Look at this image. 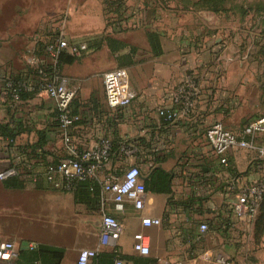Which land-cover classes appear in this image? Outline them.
<instances>
[{
	"label": "crops",
	"instance_id": "1",
	"mask_svg": "<svg viewBox=\"0 0 264 264\" xmlns=\"http://www.w3.org/2000/svg\"><path fill=\"white\" fill-rule=\"evenodd\" d=\"M156 1L126 4L133 5L121 13L116 28L106 30L119 43L111 42V51L105 42L90 40L77 62L61 65L70 85L79 90L70 106L71 112L80 116L70 133L73 142L80 149L94 147L104 138L112 142L113 155L100 169V177L130 165L139 169L142 181L155 167L171 174V193L146 191L141 210L127 203L116 205L109 196L101 203L99 191L95 198L88 194L76 203L74 191L62 193L44 181V166L64 155L54 105L44 94L33 93L24 94L21 103L11 107L2 93L4 78L18 77L27 70L25 56L37 49L40 39L21 42L25 47H16L18 39L0 46V125L15 133L13 144L0 136V172L12 166L18 171L17 176L0 181V242L16 246L15 264H55L56 259L59 264H74L79 251L94 248L103 213L121 223L117 248L130 264L143 260L174 264L186 261L190 253L208 249L235 262L245 259L244 250L249 249L240 245L237 233L250 232L253 224L235 221L230 229L221 230L219 222L224 221L232 196L220 194L218 182L229 177L251 181L263 176L264 168L257 166L255 155L242 151L228 154V168L219 167L204 133L212 123L221 121L227 130L238 134L243 128H237L239 124L264 115V61L250 57L249 62L235 63L234 58L226 64L220 62L223 45L217 40L224 35L223 13L192 8L169 11L157 7ZM101 28L104 32L103 22ZM149 32L160 37L162 54L158 57L151 54L147 43ZM119 67L127 71L135 98L128 107L111 110L104 92L91 91L92 78ZM189 75L200 85L195 108L167 123L158 111L173 107V97ZM29 106L32 108L26 109ZM38 133L45 138L41 155L37 149L31 151ZM258 142L263 145L264 138ZM120 144L132 146L136 152L123 157ZM248 157V165H252L239 177V164ZM143 217L159 218L162 224L143 227ZM199 223H206L209 231L197 240ZM136 233L148 238V256L133 251ZM50 251L62 252V257L56 254L54 258ZM250 252L254 260L256 249L251 246ZM111 255L105 248L90 264H112ZM190 264L212 263L199 260Z\"/></svg>",
	"mask_w": 264,
	"mask_h": 264
},
{
	"label": "built area",
	"instance_id": "2",
	"mask_svg": "<svg viewBox=\"0 0 264 264\" xmlns=\"http://www.w3.org/2000/svg\"><path fill=\"white\" fill-rule=\"evenodd\" d=\"M86 51L85 42H71L63 32L56 33L44 43L41 52L37 49L27 52L25 56L27 70L23 74L15 78H4L3 97L8 100L11 107L20 104L24 94L42 93L52 101L64 151V155L57 162L46 164L42 170L44 181L53 189L62 193H72L78 184L93 182L99 187L101 203L109 196L116 205L127 203L135 210H141L147 193L139 169L130 165L100 177V169L113 155L112 142L104 138L94 147L80 149L72 140L70 133L80 121V116L70 110L76 89L70 85V79L62 74L60 58L64 54L79 58ZM102 85L106 106L111 110L124 109L135 98L128 73L123 68L104 73ZM199 90L197 79L192 75L187 76L173 97V107L159 110L158 115L167 123L174 122L181 115H188L195 108ZM204 137L219 167L228 168V154L239 151L255 153L256 159L264 162V144L260 145L258 142L264 138V115L244 126L238 134L227 130L222 123L216 121L205 130ZM6 142L13 144L12 139H7ZM118 149L123 157L136 152L134 147L127 144H120ZM17 174L15 167H8L0 172V181L15 177ZM218 186L222 187L220 194L224 197L232 196L226 217L223 222H219L221 230L230 229L235 221L253 224L264 199V182L259 178L239 182L237 178L229 177L219 181ZM140 222L143 227L162 224L161 219L152 217H143ZM197 230V240H200L208 233L209 227L206 223H199ZM121 233L122 225L115 217L101 214L94 248L79 251L74 264H90L105 248H109L113 254L112 264H130L121 257L117 248ZM133 241L132 249L137 255L142 257L149 255V240L145 235L136 233L133 235ZM17 257L18 252L12 242H0V264H15ZM199 260L212 264H236L233 259L217 255L211 249L190 253L186 261L174 264H190Z\"/></svg>",
	"mask_w": 264,
	"mask_h": 264
},
{
	"label": "rangeland",
	"instance_id": "3",
	"mask_svg": "<svg viewBox=\"0 0 264 264\" xmlns=\"http://www.w3.org/2000/svg\"><path fill=\"white\" fill-rule=\"evenodd\" d=\"M111 1L113 0H0V46L7 47L9 42L15 39H18L19 42L17 48L23 45L20 44L21 42L27 43L31 39H40L38 44H42L59 32H63L71 42L92 41L103 34L101 31L102 22L105 29L110 30L114 23L121 21V13H113L114 8L110 7ZM184 1L157 0L155 5L169 11L178 8H182V10L194 8L195 11L201 9L208 12L214 9L210 3H203V8H201L200 5L195 4L191 7L188 2L185 3ZM121 3L123 7L121 12H125L133 5H126L127 3L135 4L136 2L121 0ZM218 11L223 13L222 24L224 26V35L220 42L221 46L223 45L221 48L223 54L220 57H223L220 62L226 64L233 58L235 63L236 61L249 62L250 57L253 61H264V23L257 16L264 15V0H224L222 8ZM23 47L25 46L23 45ZM246 54H248L247 57ZM247 71L250 70L247 69ZM62 74L66 76L65 73ZM92 80L94 87L91 91L102 93V75L98 74ZM31 108L29 106L26 109ZM243 113H248V110L245 108ZM245 125L247 122L239 124L237 128ZM242 152L255 155V153L248 151ZM249 159V157L248 159L244 158L239 164V171H241L238 174L239 177H243L248 172L249 166L252 165V162L248 165ZM259 179L264 182V175L259 176ZM263 201L260 204V206L262 205L261 209L264 206ZM254 223L250 232L240 231L237 233L240 245L248 246L249 252L245 248V259L242 258V262L236 261V264H252L253 262V264H264V224H258L255 229ZM250 242L252 244L247 245ZM251 246L256 249L254 260L250 258L252 257Z\"/></svg>",
	"mask_w": 264,
	"mask_h": 264
},
{
	"label": "trees",
	"instance_id": "4",
	"mask_svg": "<svg viewBox=\"0 0 264 264\" xmlns=\"http://www.w3.org/2000/svg\"><path fill=\"white\" fill-rule=\"evenodd\" d=\"M187 2V1H186ZM203 3H207V4H212L213 5V10L212 11H208V12H212V13H222L221 11H218L220 8H222V4L224 3V0H197V1H191L188 2V4L191 5V7H193L192 5H200L201 8H203ZM217 3V4H216ZM121 0H113L109 3L111 8H114L113 13H122V5H121ZM216 4V5H215ZM194 9V8H193ZM197 11H202L197 10ZM218 11V12H217ZM122 15V14H120ZM258 19L264 23V15H257ZM119 22H116L112 25L111 29L116 28L115 25H117ZM51 39V38H49ZM48 39V40H49ZM46 40V41H48ZM146 40L147 43L149 45L151 54L154 57H158L162 54V49H161V45H160V37L157 33L154 32H149L146 34ZM45 41V42H46ZM90 41V40H89ZM89 41H83L87 44V46H89ZM102 44L103 42L106 43L107 47L110 50V43L111 42H116L117 44H119L116 40L112 39L109 35V33H106V29L104 30L103 34L100 37L95 38L94 40H92V42L97 43L99 42ZM44 42V43H45ZM91 42V41H90ZM44 43H39L37 44V50L38 52H41L42 47L44 45ZM95 45V44H94ZM88 50V49H87ZM111 51V50H110ZM83 56V55H82ZM81 56V57H82ZM81 57L79 58H74L71 57L67 54H64L61 56L60 58V64L62 65H72L73 63L77 62ZM121 68V67H119ZM23 96V95H22ZM15 133L14 131L8 129V127L6 125H0V136L1 137H8L9 139H11L12 137H14ZM38 140L36 141V143H34L31 147V151L34 152V150H38L37 153L38 155L44 154L43 150V146L45 144V138H44V134L43 133H38ZM30 154V152H29ZM259 161V165L260 168H263L264 162ZM230 171V170H229ZM234 169H231V173L233 172ZM143 183L145 185V189L147 192H151L154 194H170L171 193V174L162 170L160 167H155V168H151L148 172V174L146 175L145 179L143 180ZM7 184V183H6ZM99 191V187L96 183L93 182H82L80 184L77 185V187L74 190V201L77 202H81L83 200V198H88V194L92 197L95 198L96 197V193ZM91 197V198H92ZM92 198V199H93ZM191 202V201H190ZM264 203V201H263ZM262 203V204H263ZM262 205L259 208V212L258 215L256 217L255 223H254V228L256 229V227H258V224L263 223L264 224V206L263 209ZM261 213V215H260ZM263 216V218H262ZM259 220V221H258ZM50 254L56 258V254L61 255L60 258L62 257V252H56V251H50ZM112 256V255H111ZM110 257V256H108ZM123 258V257H122ZM113 259V256H112ZM125 259V258H123ZM59 260L60 259H56L55 264H59ZM150 263V261L148 260H143L141 262H139V264H148Z\"/></svg>",
	"mask_w": 264,
	"mask_h": 264
},
{
	"label": "water",
	"instance_id": "5",
	"mask_svg": "<svg viewBox=\"0 0 264 264\" xmlns=\"http://www.w3.org/2000/svg\"><path fill=\"white\" fill-rule=\"evenodd\" d=\"M221 41H222V37H221V35H219L217 42H221Z\"/></svg>",
	"mask_w": 264,
	"mask_h": 264
}]
</instances>
